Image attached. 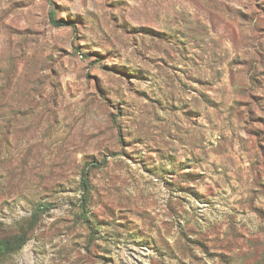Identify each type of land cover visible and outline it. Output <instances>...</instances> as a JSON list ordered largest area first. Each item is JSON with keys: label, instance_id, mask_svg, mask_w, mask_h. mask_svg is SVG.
<instances>
[{"label": "rangeland", "instance_id": "1", "mask_svg": "<svg viewBox=\"0 0 264 264\" xmlns=\"http://www.w3.org/2000/svg\"><path fill=\"white\" fill-rule=\"evenodd\" d=\"M40 205L0 264H264V0H0V241Z\"/></svg>", "mask_w": 264, "mask_h": 264}, {"label": "trees", "instance_id": "2", "mask_svg": "<svg viewBox=\"0 0 264 264\" xmlns=\"http://www.w3.org/2000/svg\"><path fill=\"white\" fill-rule=\"evenodd\" d=\"M50 22L56 27L69 26L72 24L70 21L68 22L65 21L64 19H57L53 12L50 14ZM106 163H107V159H104L103 161L100 162H90L85 166L82 172V181H81L82 198L80 202L81 219L91 230H93V225L90 221L89 209H88L90 193H91L90 175L93 170L102 167ZM43 207L44 205H40L37 208L30 222L28 223L27 227L25 228L22 227L18 234H15L11 237L5 238L0 241V258H2L7 254H12L22 249V247L27 243L29 239L28 238L29 232L36 225L37 218L39 214L43 211Z\"/></svg>", "mask_w": 264, "mask_h": 264}]
</instances>
